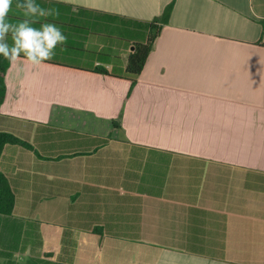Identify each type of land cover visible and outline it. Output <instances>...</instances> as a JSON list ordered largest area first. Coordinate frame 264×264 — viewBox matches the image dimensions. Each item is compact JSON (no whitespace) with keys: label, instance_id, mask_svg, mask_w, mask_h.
<instances>
[{"label":"crops","instance_id":"crops-1","mask_svg":"<svg viewBox=\"0 0 264 264\" xmlns=\"http://www.w3.org/2000/svg\"><path fill=\"white\" fill-rule=\"evenodd\" d=\"M36 3L82 48L9 63L0 264H264V0Z\"/></svg>","mask_w":264,"mask_h":264},{"label":"clouds","instance_id":"clouds-1","mask_svg":"<svg viewBox=\"0 0 264 264\" xmlns=\"http://www.w3.org/2000/svg\"><path fill=\"white\" fill-rule=\"evenodd\" d=\"M11 5L12 0H0V56L10 64H16L23 58L34 67L52 60L56 55V47L65 45L67 37L54 23H41L38 28L33 25L39 17H58L59 9L44 8L36 0H19L16 6L23 9L25 19L10 22L7 17Z\"/></svg>","mask_w":264,"mask_h":264},{"label":"trees","instance_id":"trees-1","mask_svg":"<svg viewBox=\"0 0 264 264\" xmlns=\"http://www.w3.org/2000/svg\"><path fill=\"white\" fill-rule=\"evenodd\" d=\"M18 3L19 0H16ZM160 20H156L151 24L150 34L146 42L134 45L133 52L129 55L128 64L125 70V78L130 79L135 83L141 75L147 58L151 53L154 43L160 33L161 26L158 25ZM9 67V61L0 56V106L3 103L6 94L5 75ZM99 72L107 74L104 69H99ZM7 144H22L29 146L12 134L0 132V158L3 149ZM15 204L14 194L5 175L0 171V215L10 216L13 212Z\"/></svg>","mask_w":264,"mask_h":264},{"label":"rangeland","instance_id":"rangeland-1","mask_svg":"<svg viewBox=\"0 0 264 264\" xmlns=\"http://www.w3.org/2000/svg\"><path fill=\"white\" fill-rule=\"evenodd\" d=\"M112 40H108V42H111ZM64 49V53H67V51H71V50H75V51H79V49H81L82 47L79 46L78 43H74V42H68V44L66 43L64 46L62 45H58L55 49V52L60 53L62 50Z\"/></svg>","mask_w":264,"mask_h":264}]
</instances>
